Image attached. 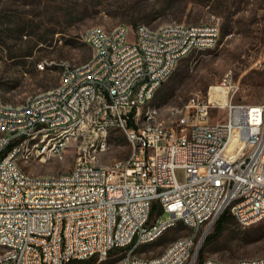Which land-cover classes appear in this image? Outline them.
Segmentation results:
<instances>
[{"label":"built area","instance_id":"built-area-1","mask_svg":"<svg viewBox=\"0 0 264 264\" xmlns=\"http://www.w3.org/2000/svg\"><path fill=\"white\" fill-rule=\"evenodd\" d=\"M159 25L157 34L141 23L133 29L119 23L112 31L85 27L81 37H89L90 56L68 67L57 84L64 92L54 86L29 103L0 106V264H68L104 259L115 250H122L115 264H192L203 235L223 211L240 226L264 218V99L232 102L233 84L210 85L206 97L192 95L176 108V122L153 120L151 129L138 128L135 113L144 95L190 50L213 46L218 26ZM50 63L39 59L35 67ZM217 108H223V119L207 121ZM60 118H69V125H60ZM107 119L127 133L129 154L117 165L86 167L80 149L75 164L46 180L27 175L15 161V153L28 159L24 135L34 128H41L38 155L47 159L65 136ZM155 123H164V131H154ZM52 132H59L58 141H50ZM103 134L88 135L83 147L103 150ZM176 169L182 170L180 180ZM177 223L188 232L154 255L135 254ZM200 264H264V257L206 256Z\"/></svg>","mask_w":264,"mask_h":264},{"label":"rangeland","instance_id":"rangeland-1","mask_svg":"<svg viewBox=\"0 0 264 264\" xmlns=\"http://www.w3.org/2000/svg\"><path fill=\"white\" fill-rule=\"evenodd\" d=\"M168 21L216 22L217 43L192 49L177 61L136 114L140 129L144 128L146 112L152 114V123L176 122V108L189 102L192 95L206 97L210 85L233 84L234 90L228 93L232 102L258 103L264 99V0H0V98L13 106L58 86L62 60L76 66L90 56L89 45L81 37L89 25L109 31L119 23L131 29L141 23L154 30ZM39 59L51 63L38 70L35 62ZM223 117V108H217L208 113L206 120ZM100 131L104 141H98V148L104 143L103 150H92L91 145L83 147L88 135ZM80 149L83 159L110 166L127 157L130 147L127 133L116 121L107 119L104 124L99 120L93 129L90 125L71 137L60 156L41 160L33 152L32 158L20 157L18 164L30 175H56L79 160ZM175 175L182 179V170L176 169ZM165 217V213L160 215ZM229 219L217 238L205 245L201 239L202 258L234 261L264 257V218L245 227ZM187 232L183 226L167 228L152 242L135 249V254L154 255L167 241ZM121 254L122 250H115L104 259L68 264H115ZM196 263L197 255L192 264Z\"/></svg>","mask_w":264,"mask_h":264},{"label":"bare ground","instance_id":"bare-ground-1","mask_svg":"<svg viewBox=\"0 0 264 264\" xmlns=\"http://www.w3.org/2000/svg\"><path fill=\"white\" fill-rule=\"evenodd\" d=\"M97 27H99V26H97ZM116 29H119V25L114 27L113 29H111L109 31L116 30ZM105 31H106V29H105ZM159 32H160V27H158L157 29H154V30L150 29V27H149V33L150 34H157ZM218 33H219V28L217 26L212 31V35H211V43L212 44H215V42H216V40L218 38ZM82 38H83L84 42L89 45V37H82ZM68 67L69 68H76V66H73V65L65 62V65H63V68H62L63 69V73H62L61 80H63L64 78L67 77ZM61 80H60V82H61ZM218 89H219V87H218ZM154 91L155 90H149V92L144 95V98H142V106L145 105L147 103V101L152 97ZM55 92H64V85L56 86L55 87ZM36 95H38V94H36ZM36 95L29 97L23 103H29L31 101H34V98L36 97ZM2 104H3V102H2V100L0 98V106H2ZM5 106H12V105L5 104ZM137 113H140V112H136L135 116H136ZM145 116H148L150 119H147L146 117H144L145 124H144V128L143 129H151V127L153 126V123L151 121L152 114L150 112H146ZM60 125H69V118H60ZM154 131H164V126H162V123H155L154 124ZM40 136H41V128H34V133H30L29 135H24V150L27 151V157L32 158L33 157V152H34L35 153L34 154L35 157H39L41 160H45V159L41 158V155H38V149H37V146H36V143L40 142ZM71 137L72 136H65L64 143L59 147V149H57V150L53 151L52 153H50V156H53V155L60 156L62 151L67 146V144H68V142H69ZM58 139H59V132L50 133V141H58ZM103 145H104V143H101L99 145V147L103 148ZM23 156H25V155H23L22 153H15V161H16L17 164H18L19 158L23 157ZM25 158H26V156H25ZM84 160H86V167H89V168L104 167L102 165H96L91 160H88L86 158H84ZM117 164H119V161L113 163L112 165H117ZM60 174L61 173L56 174V175H60ZM27 175H30V174L27 173ZM56 175H39V176L32 175V176L38 177V178H45L46 177V180H53V178H55ZM256 258H258V257H256ZM246 259H252V258H246ZM213 260H216V259L213 258Z\"/></svg>","mask_w":264,"mask_h":264},{"label":"trees","instance_id":"trees-1","mask_svg":"<svg viewBox=\"0 0 264 264\" xmlns=\"http://www.w3.org/2000/svg\"><path fill=\"white\" fill-rule=\"evenodd\" d=\"M225 27H222V31L225 30L224 29ZM175 73V71H174ZM173 76V73L172 75ZM170 76V78H171ZM161 84V83H160ZM130 123V121H128V124ZM229 218H232L234 220V218L231 216V214L229 212L226 211H223L215 220L214 222L212 223L211 227H210V230L204 235L203 237V243L204 245L209 243L210 241L214 240L215 238H217L219 236V234L221 233V231L223 230L225 224L227 221H229L230 219ZM263 219V218H262ZM234 222L240 226L235 220ZM175 226H182L180 223H177ZM173 226V227H175ZM249 226V225H247ZM242 227H245V226H242ZM172 228V227H171ZM159 236V235H158ZM154 240V239H153ZM152 240V241H153ZM152 241H149L147 243H150ZM147 243H143L141 245H144V244H147ZM202 244V243H201ZM201 244L199 245L198 249H197V252H196V255H197V263L196 264H200L201 261H202V250H203V247H201ZM139 245V246H141ZM138 246V247H139ZM113 252V251H112ZM111 252V253H112ZM90 259H94L93 257H90V258H87V259H84V260H90ZM78 261H81V260H78Z\"/></svg>","mask_w":264,"mask_h":264}]
</instances>
